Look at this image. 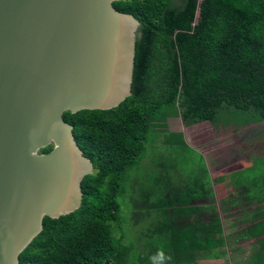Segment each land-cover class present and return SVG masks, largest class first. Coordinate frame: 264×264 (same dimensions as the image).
Here are the masks:
<instances>
[{
    "label": "trees",
    "instance_id": "trees-1",
    "mask_svg": "<svg viewBox=\"0 0 264 264\" xmlns=\"http://www.w3.org/2000/svg\"><path fill=\"white\" fill-rule=\"evenodd\" d=\"M112 5L139 23L131 95L110 110L63 114L93 172L81 181L80 207L58 219L45 217L19 264H150L158 250L171 258L167 264H209L227 254L233 258L244 242V260L227 264H264V198L256 195L261 190L241 179L227 181L224 174L220 180L235 194H228L219 209L210 185L202 181L193 189L169 186L152 203L134 202L141 213L163 215L146 216L151 226L145 227L144 242L134 245V255L123 234L116 233L127 220L119 197L128 172L142 159L151 128L169 118L180 119L184 127L216 124L224 110L242 118L243 126L264 132V0H122ZM248 171L242 166L240 173ZM251 188L255 197L243 202ZM248 206H256L249 225L225 236L219 213ZM259 206L263 211L257 213ZM230 242L239 245L226 253Z\"/></svg>",
    "mask_w": 264,
    "mask_h": 264
},
{
    "label": "water",
    "instance_id": "water-1",
    "mask_svg": "<svg viewBox=\"0 0 264 264\" xmlns=\"http://www.w3.org/2000/svg\"><path fill=\"white\" fill-rule=\"evenodd\" d=\"M119 1L0 0V264L81 205L93 167L63 114L131 95L139 23Z\"/></svg>",
    "mask_w": 264,
    "mask_h": 264
},
{
    "label": "rangeland",
    "instance_id": "rangeland-1",
    "mask_svg": "<svg viewBox=\"0 0 264 264\" xmlns=\"http://www.w3.org/2000/svg\"><path fill=\"white\" fill-rule=\"evenodd\" d=\"M215 121L216 124L208 125L210 123L205 122L190 129L186 127L185 129L190 131L186 136L184 134L186 131L178 118H169L163 126L151 128L149 131L142 159L128 172L124 182V192L119 197L120 214L126 216L127 220L121 231L117 229L116 233L123 234V243L132 248L133 255L136 253L134 245L138 248L144 242L142 234L146 230L145 227L150 225L151 219L148 217L146 220V216H163L160 211L141 213L134 209L133 204L135 201L140 204L152 203L166 187L168 189L172 186L179 189L187 184L188 189H193L200 181L206 186L210 185L211 181L216 192L215 202H220L228 194H235L230 185L225 186V182L220 180L221 174H224L227 176V181L239 182L241 179L251 187L254 185L261 190L256 195L264 198L262 195L264 193L263 130L254 125L243 126L242 118L228 115L224 110L218 113ZM242 166L245 169L250 168L248 173L243 174L244 177L240 173ZM201 168L205 171L212 170L214 177L211 179L208 171L200 175ZM195 178L199 181L194 182ZM254 195L255 190L251 188L247 195H243V202L250 201L255 197ZM262 211V207L259 206L257 213ZM133 216L144 217L134 218ZM220 218L227 237L247 227L250 220V216L242 219L243 216H236L233 212H228ZM156 243L160 244L157 241ZM238 245L239 243L230 242L224 250L227 253L229 248H235ZM247 248L248 245L245 242L240 243L239 250L234 253L233 258L229 259L227 254L224 259L211 261L209 264H227L239 258L244 260L242 257L246 254Z\"/></svg>",
    "mask_w": 264,
    "mask_h": 264
},
{
    "label": "crops",
    "instance_id": "crops-1",
    "mask_svg": "<svg viewBox=\"0 0 264 264\" xmlns=\"http://www.w3.org/2000/svg\"><path fill=\"white\" fill-rule=\"evenodd\" d=\"M202 124V123H201ZM204 124V123H203ZM198 125H200V124H198ZM198 125H194V126H198ZM208 125H210V124H208ZM194 126H191V127H189V129L190 128H192V127H194ZM182 128L183 129H185L186 127H184L183 125H182ZM189 129H185V131L186 132H184V134H185V136H186V134H188L190 131H189ZM188 131V132H187ZM188 143H189V141H188ZM190 144V143H189ZM222 152V151H221ZM220 152V153H221ZM228 161V160H227ZM207 171H208V173H209V175H210V177H211V179L214 177L213 175H212V170H210L209 171V169H207ZM220 174H218V176H219ZM221 175H223V174H221ZM217 176V175H216ZM212 190H213V192H214V196H215V200H216V195H215V187H214V185H213V182H210V186H209ZM224 199V198H223ZM222 202V200L220 201V202H215L214 203V205L216 206V208L217 209H219L220 208V203ZM192 204H196V202H193ZM254 208L255 207H248V209H244V210H241V209H239V208H237V209H233V210H231L230 212H233L234 214H236V216H254ZM236 211V212H235ZM228 213V212H227ZM227 213H219V215L220 216H224L225 214H227ZM248 245V244H247ZM248 249V248H247Z\"/></svg>",
    "mask_w": 264,
    "mask_h": 264
},
{
    "label": "clouds",
    "instance_id": "clouds-1",
    "mask_svg": "<svg viewBox=\"0 0 264 264\" xmlns=\"http://www.w3.org/2000/svg\"><path fill=\"white\" fill-rule=\"evenodd\" d=\"M149 259L150 264H167V261L171 258L169 256H166L163 250H158Z\"/></svg>",
    "mask_w": 264,
    "mask_h": 264
}]
</instances>
